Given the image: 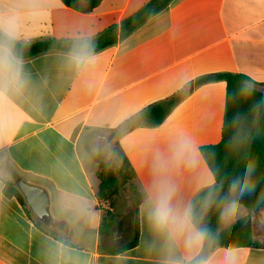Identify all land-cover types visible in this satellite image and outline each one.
Returning <instances> with one entry per match:
<instances>
[{
    "label": "crops",
    "instance_id": "0c3cea01",
    "mask_svg": "<svg viewBox=\"0 0 264 264\" xmlns=\"http://www.w3.org/2000/svg\"><path fill=\"white\" fill-rule=\"evenodd\" d=\"M149 1L103 0L84 14L62 0H0V32L24 45L82 41L120 24ZM18 61L22 86L0 78V264H162V239L147 219L153 163L185 146L191 165L170 168L181 206L193 204L203 189L214 186L200 149L222 139L226 82L195 86L161 125L136 127L119 137L136 172L135 185L146 194L139 206V244L123 253L110 251L130 241L131 228L125 238L118 236L121 228L102 234L106 204L96 195L98 177L91 179L81 157V138L87 131L115 130L208 75L240 73L262 87L264 0H172L127 39L100 53L83 58L55 52ZM5 161L23 179L45 185L52 209L58 206L69 214L55 217L52 210L61 241L42 232L16 198L4 195L10 181ZM72 214L92 224L89 247L64 238L79 237ZM242 217L223 220L222 229ZM251 218L255 239L264 244V209ZM205 262L264 264V248H219Z\"/></svg>",
    "mask_w": 264,
    "mask_h": 264
},
{
    "label": "trees",
    "instance_id": "16d2710c",
    "mask_svg": "<svg viewBox=\"0 0 264 264\" xmlns=\"http://www.w3.org/2000/svg\"><path fill=\"white\" fill-rule=\"evenodd\" d=\"M102 1L62 0L68 8L84 14L91 13ZM171 2L172 0H151L140 10L123 19L120 24L109 26L91 39L82 41L50 39L24 45L0 32V45L10 49L18 60L23 61L55 52L86 58L118 45L144 26L151 18L166 9ZM215 81H225L227 84L222 139L218 144L203 146L200 149L215 179V184L212 187L203 189L193 202V205L199 209L202 198L209 191H214V202L204 214L203 220V223L209 228L212 238L205 242L192 264H202L219 248H264V244L255 239L251 218V215H255L264 209V91L257 90L248 76L227 72L208 75L195 83H190L184 88L183 92L150 105L126 120L115 130H108L107 133L112 134L116 141L115 162H101L99 155L90 152L91 157L99 165L97 174L99 183L96 195L100 203L106 204V202L116 197L125 186H132L136 189L135 203L129 208L132 207L134 211L130 241L122 248L112 250L110 253H123L139 244V206L146 198V194L135 185L137 175L119 144V137L136 127L161 125L174 107L191 92L192 88ZM85 145L87 150L90 151L88 144L85 143ZM249 167L252 169L251 174L245 177L246 169ZM13 177L14 181L5 182L4 195L8 198H16L28 218L42 232L61 241L58 232L42 225L26 205L16 186L23 177L14 171ZM235 180L240 181L241 187L247 184V190L242 193L240 188L231 191V185ZM231 200H235L237 204L245 207L249 211V215L238 219L230 227L223 230L222 202ZM112 213L113 209L105 210L102 234L108 233L114 227Z\"/></svg>",
    "mask_w": 264,
    "mask_h": 264
},
{
    "label": "clouds",
    "instance_id": "9594fccd",
    "mask_svg": "<svg viewBox=\"0 0 264 264\" xmlns=\"http://www.w3.org/2000/svg\"><path fill=\"white\" fill-rule=\"evenodd\" d=\"M0 78L22 86V69L10 49L0 47ZM192 163L184 145L173 149L170 156H160L153 163L154 178L148 190L147 219L152 231L162 239V250L166 253L162 264H192L205 242L212 238L209 228L203 223L204 214L212 206L215 193L209 191L200 201L199 209L193 204L181 206L177 202L178 186L170 175L172 166H190ZM252 169H246L245 177ZM240 188L241 193L248 185L233 181L230 190ZM221 218L235 216L237 201H225ZM177 252H180L177 255ZM207 264V262H202Z\"/></svg>",
    "mask_w": 264,
    "mask_h": 264
},
{
    "label": "rangeland",
    "instance_id": "374dc122",
    "mask_svg": "<svg viewBox=\"0 0 264 264\" xmlns=\"http://www.w3.org/2000/svg\"><path fill=\"white\" fill-rule=\"evenodd\" d=\"M98 132L96 131H87L84 133V136L81 138L80 141V154L84 161V164L87 168V171L93 181H97V171H98V162L94 160L90 152H93L96 155L100 156L101 162H115L116 161V153H115V139L111 141V143L106 146L103 141H97L95 143V138ZM86 144H88L90 151L87 150ZM5 169H4V175L5 177L10 180L14 181L13 177V170L11 165L5 161L4 163ZM17 185V184H16ZM136 200V189L132 186H125L121 189L120 193L111 199L110 201L106 202V210L113 209V218H114V227L117 230L118 226L119 229L121 228L120 234L118 233V236H121V238H125L130 235L132 236V232L130 231L128 234L126 233V229L129 223L133 221V208L130 206L135 203ZM238 205V213H236L237 217H242L249 213V211L239 205ZM53 214L54 216L63 215L65 217H68L69 214L64 213L61 211V209L58 206H53ZM70 217H73L76 221V226L78 227V236L73 235H64V238L71 241L72 243H75L78 246L81 247H89L94 240V230L92 229V224L89 220L82 219L81 216L72 214ZM225 223H228L227 219H223ZM264 226V225H263ZM258 229L260 227L258 226ZM58 234L62 235V232L59 230H56ZM260 232V231H258ZM262 234L264 231L261 232ZM124 239H119V241H123Z\"/></svg>",
    "mask_w": 264,
    "mask_h": 264
},
{
    "label": "water",
    "instance_id": "95a60500",
    "mask_svg": "<svg viewBox=\"0 0 264 264\" xmlns=\"http://www.w3.org/2000/svg\"><path fill=\"white\" fill-rule=\"evenodd\" d=\"M255 88L259 91H264L263 87ZM100 139L108 146L114 138L110 133L99 132L96 135L95 141H99ZM16 186L33 216L42 225L51 229L57 228L58 223L52 214V197L50 190L45 185L34 183L27 179H22ZM60 226L61 228L65 227L63 223H61ZM130 228L131 225L128 226L126 231H129Z\"/></svg>",
    "mask_w": 264,
    "mask_h": 264
},
{
    "label": "flooded vegetation",
    "instance_id": "af4514ba",
    "mask_svg": "<svg viewBox=\"0 0 264 264\" xmlns=\"http://www.w3.org/2000/svg\"><path fill=\"white\" fill-rule=\"evenodd\" d=\"M95 140H96V138H95ZM95 140H94V141H95ZM99 141H103V140H102V139H100ZM96 142H97V141H95V143H96ZM118 229H119V226H118L117 230H118Z\"/></svg>",
    "mask_w": 264,
    "mask_h": 264
}]
</instances>
